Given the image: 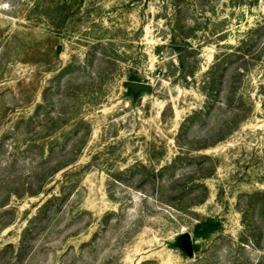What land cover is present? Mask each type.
I'll use <instances>...</instances> for the list:
<instances>
[{
    "label": "rangeland",
    "instance_id": "1",
    "mask_svg": "<svg viewBox=\"0 0 264 264\" xmlns=\"http://www.w3.org/2000/svg\"><path fill=\"white\" fill-rule=\"evenodd\" d=\"M195 1L0 0V264H264V0Z\"/></svg>",
    "mask_w": 264,
    "mask_h": 264
},
{
    "label": "trees",
    "instance_id": "2",
    "mask_svg": "<svg viewBox=\"0 0 264 264\" xmlns=\"http://www.w3.org/2000/svg\"><path fill=\"white\" fill-rule=\"evenodd\" d=\"M232 1V0H230ZM195 6H199V12L200 14L204 13V12H207V7H211V1L210 0H196L195 1ZM173 7H174V10H175V20H174V24L176 22V24L179 26L178 27V30L180 31L184 25H182L181 21H182V18L180 15L181 13V10H180V6L178 4H173ZM181 24V25H180ZM177 28V27H176ZM185 34L187 33H182L181 35V38L182 39H185ZM190 34V33H189ZM173 40L175 41V37L173 38ZM174 44L176 45V47H181V44L179 43H175ZM243 54V52H240V50H234V51H231V52H225V53H222V54H218V56L216 57L215 59V63L213 64V67H212V71L213 72H208V75H211L212 73H214L217 69H220L222 68V66L224 64L227 63V60L229 59V57H232L234 56V54ZM214 69V70H213ZM128 92H132L130 89H128ZM219 223L216 221V220H213V219H205L203 221H200L199 223H197L194 227V232L195 234H200V235H203V236H207L208 234L216 231L218 228H219ZM194 249V247H193Z\"/></svg>",
    "mask_w": 264,
    "mask_h": 264
},
{
    "label": "water",
    "instance_id": "3",
    "mask_svg": "<svg viewBox=\"0 0 264 264\" xmlns=\"http://www.w3.org/2000/svg\"><path fill=\"white\" fill-rule=\"evenodd\" d=\"M126 87L130 89L132 92H138L145 90L147 88L146 85L136 82H127ZM182 243H183V249L186 252V254L191 255L192 254V245H191V239L189 234H184L182 236Z\"/></svg>",
    "mask_w": 264,
    "mask_h": 264
}]
</instances>
